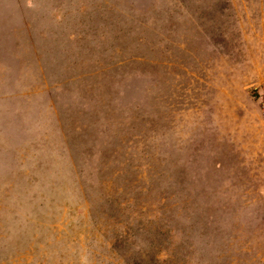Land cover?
I'll use <instances>...</instances> for the list:
<instances>
[{"label": "rangeland", "instance_id": "1", "mask_svg": "<svg viewBox=\"0 0 264 264\" xmlns=\"http://www.w3.org/2000/svg\"><path fill=\"white\" fill-rule=\"evenodd\" d=\"M0 264H264V0H0Z\"/></svg>", "mask_w": 264, "mask_h": 264}]
</instances>
